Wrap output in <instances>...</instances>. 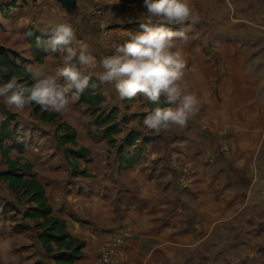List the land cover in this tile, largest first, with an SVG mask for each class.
Segmentation results:
<instances>
[{
  "label": "crops",
  "instance_id": "crops-1",
  "mask_svg": "<svg viewBox=\"0 0 264 264\" xmlns=\"http://www.w3.org/2000/svg\"><path fill=\"white\" fill-rule=\"evenodd\" d=\"M25 1L0 0V47L21 54L18 63L26 62L29 70L32 57L26 42L32 39L28 31H34L46 41L51 24L43 10L37 13V8L32 7L36 12L34 17ZM212 1L191 0L194 15L185 26L187 40L176 41L186 61L179 84L185 94L198 99L197 108L185 126L153 133L143 125L145 115L152 110L145 97L138 94L132 100L122 101L112 84L98 82L104 104L115 106L120 118L129 117L117 123L120 129L141 131V134L149 131L147 140L138 139L136 144L125 147L122 157L118 156V144L111 156L104 152V165L98 172L101 185L77 182L48 185L41 177L21 171L26 177L41 181L54 214L67 221L71 236L85 242L83 256L75 264H94L99 245L113 236L124 240L119 264H180L192 255L197 256L201 249L216 246L225 235L228 239L255 235L264 241V88L260 87L261 76L254 74L243 52L238 50L244 48L240 42L220 41L217 24L214 39L202 37L204 32L199 29L202 25H197L200 15L196 11L200 5ZM112 2L120 11L114 26L124 42L129 33L142 31L141 24L148 23L147 10L143 1ZM77 8L91 13L87 0H82ZM159 23L153 20L151 26ZM169 27L177 30L179 26ZM195 32L199 38L193 35ZM28 46L30 51L31 44ZM50 57L43 61L49 63ZM161 99L169 107H176L163 96ZM11 109L15 108L0 98V134L4 123L12 117ZM23 111L36 118L31 104ZM67 123L77 130L80 145L90 151L89 159H96L97 145L108 147L107 128H102L103 136L96 143L90 135L83 136V124L70 119ZM95 126L94 121L87 119V132ZM10 141L7 139V145L13 146ZM223 144L229 145L228 154L221 150ZM180 158L196 170L186 189L178 184ZM1 160L5 164L0 153ZM86 178L83 180L87 181ZM0 182L11 193L9 185ZM229 223H233L230 229ZM0 224V264H28L27 240L34 241L32 232L18 229L22 224L14 226L10 220L3 219ZM39 244L41 256L34 264H53L54 258L48 257Z\"/></svg>",
  "mask_w": 264,
  "mask_h": 264
},
{
  "label": "rangeland",
  "instance_id": "rangeland-1",
  "mask_svg": "<svg viewBox=\"0 0 264 264\" xmlns=\"http://www.w3.org/2000/svg\"><path fill=\"white\" fill-rule=\"evenodd\" d=\"M30 2H32V4H30ZM80 2H82V0H78V4H80ZM60 4L58 0L25 1V6L28 7L31 12L33 11L34 17V13H36L34 9L37 8V13L43 10V15L51 26L60 22L61 19L70 22L76 31L77 40L85 42L95 56L102 57L106 50L98 40V26L93 20V15L81 9L79 10L78 8L70 12ZM32 7L35 8L33 9ZM196 12L200 15L197 19V25H202L201 28H199L204 32L201 33L202 37L214 39L216 35L215 25L217 24L219 26L217 36L220 41L229 40L235 43L240 42V45L244 46V48H238V50L243 52L254 74H259L261 76L260 87L264 88V0H213L208 5H200ZM193 35L199 38L198 32L193 33ZM33 42V40L29 41V39L28 42H26L27 51L28 53L30 52V58L32 57L29 68L32 71H35L37 68H42L43 72L46 74L57 75L58 69L63 66L61 54L45 53L42 46L38 47L37 43L34 44ZM28 44H31L30 51ZM34 49H36L38 53H43V59L51 56L49 59L47 58L49 63L34 61L36 55L31 54V51ZM207 49L210 51L211 47H207ZM216 51L217 49H215L213 53ZM3 82L2 80L1 83ZM60 82H63L62 79ZM98 82L99 81L93 77L90 81L89 88L96 89L99 85ZM92 84H95L96 87H92ZM101 91L102 87L97 93H101ZM113 109H115V106H107L104 102L100 106L85 104L82 101L80 93L78 97H69L68 106L64 112H62L64 116L61 115L58 122H64V120L68 122L70 119L76 124H83V136L86 137L85 135H90L97 141L96 143H98L100 137L102 138L103 136L102 131L104 129L99 127V121L105 119L104 115H109ZM9 113H11L12 116L11 119H9V131L13 137L9 143L16 147L11 156L14 159L22 158L24 164L32 165L33 170L29 172L31 173L30 176L41 177L48 185L76 182L78 184L98 183L101 185L102 180H98V172L104 165L102 154L107 152L106 154L111 156L110 154H114L117 144L119 151V149L126 144L130 134V131H124V129H120L119 133L115 131L114 133L112 132L116 139V141H114V148L109 146V144L108 147L106 145H102L101 147L97 145L98 154L96 159L94 158V161L92 157L90 159H80V166L75 169L68 159H66L65 149L59 146V137L65 131L63 128H61V133L57 131V122L42 121L33 117L34 115L32 114L29 115L25 111L21 112V110L17 109H11ZM128 118L129 117L120 118V114L118 113L115 122L121 124V121ZM87 119L94 121L96 125L88 132L86 127ZM209 123L214 126L213 121L209 120ZM208 129H212V127L208 125ZM148 132L141 134L140 131L139 138L143 141L147 140ZM228 143L230 144L231 142L228 141ZM134 144H136V142ZM71 147L72 144L67 145V148ZM111 149H114L113 152H111ZM79 150V148L76 149V151ZM118 156L120 157V154ZM96 163L97 166L94 167ZM7 168L6 164H2L1 160L0 171ZM87 168L90 173L94 172L96 174L92 173L93 175H91L88 173ZM82 171L87 172L88 175H81ZM85 177H88L86 178L88 179L87 181L83 180ZM6 188L7 186L0 182V223H3V219L6 222L10 220L14 226L21 223L22 225L18 226V229H27L32 232L34 241L30 238L27 240L29 245L27 247L26 257L27 260H29L28 264H34L35 259L38 261L40 260L39 256H41V254L37 247L39 242L36 235L38 231L35 229L36 223L28 217V212L31 210L30 207L33 205L29 204L28 199H23L12 193V191L9 193ZM232 225L233 223H229V229ZM0 228H2L1 224ZM245 230L246 229L243 231ZM246 231H249V228ZM232 232L235 231L232 230ZM221 234L223 236L225 232L223 231ZM226 236L227 235L219 240L216 246H208L205 249H201L197 256L192 255L189 257L188 261L181 262L180 264H264V241L262 238L257 239L254 235L247 239H228ZM236 236H238V234ZM96 253H98V251Z\"/></svg>",
  "mask_w": 264,
  "mask_h": 264
},
{
  "label": "clouds",
  "instance_id": "clouds-1",
  "mask_svg": "<svg viewBox=\"0 0 264 264\" xmlns=\"http://www.w3.org/2000/svg\"><path fill=\"white\" fill-rule=\"evenodd\" d=\"M143 5L148 23L141 24L142 31L129 33L122 44L114 45L111 55L99 60L86 43L77 40L73 25L61 19L50 27L43 45L37 40V46H42L45 53L61 54L63 66L57 75L46 74L41 68L29 69L34 81L31 86L11 78L0 83V98L17 110L36 104L45 111L60 113L68 106L69 97H78L95 76L100 84H112L122 101L139 94L157 104L143 119L144 127L153 133L185 126L198 99L185 94L179 84L186 61L176 41L187 40L185 26L194 15L191 0H143ZM153 20L159 25L151 26ZM169 26L179 27L173 30ZM161 96L176 107L159 106Z\"/></svg>",
  "mask_w": 264,
  "mask_h": 264
},
{
  "label": "trees",
  "instance_id": "trees-1",
  "mask_svg": "<svg viewBox=\"0 0 264 264\" xmlns=\"http://www.w3.org/2000/svg\"><path fill=\"white\" fill-rule=\"evenodd\" d=\"M128 1L140 2L143 0ZM28 35L34 41V44L37 43L39 39L41 45H43L45 41L43 36L36 34L32 30L28 31ZM33 53L36 55V61L43 62L42 52L38 53L37 50L34 49ZM19 57V54L9 53L6 49L0 47V77L4 82H7L11 78H16L20 83L31 86L34 82L32 74L28 70L26 62L18 63ZM100 90V85H98L96 89L86 88V90L81 93L82 101L85 104L100 106L104 101L102 93H97ZM148 104L151 109L158 106L151 101H148ZM31 105L34 108L36 118L46 122H57L58 132L61 131V128L64 129L65 132L59 137V146L65 149L66 159H68L73 168L77 169L80 166V159H89L90 151L78 142L77 130L65 121L58 122L61 118L60 113L45 111L36 104ZM159 106L169 107L168 103L164 102L162 99L159 101ZM118 113V109L115 108L109 115H104L105 119L99 121L100 128H107L105 136L112 146L115 145L114 141H116L113 134L114 131L116 133L120 132V128L117 122H115ZM8 123L9 120L7 123H4L0 134V153L8 167L6 170L0 171V181L7 183L14 194L23 199H28L29 204L33 205L30 207L31 210L28 212V217L36 223L35 229L38 231L37 240L42 245L46 255L50 258H54L53 264H75L76 261L83 256L82 250L85 246V242L71 236L67 231V221L54 214L52 205L49 203L46 196V189L41 181L33 177H26L25 174L21 172L22 170L32 172V165L22 163V158H11L10 155L14 146L7 145L6 143L7 139H11L12 137ZM139 135L140 133L138 132H130L129 138L124 145L132 146L137 139H140ZM68 144H72V147L67 148ZM124 145L119 149L120 157L124 155L126 147ZM77 148L80 150L76 151ZM130 165L127 166V168H129ZM81 174L88 175L85 171H82ZM35 264L45 263L38 262Z\"/></svg>",
  "mask_w": 264,
  "mask_h": 264
},
{
  "label": "built area",
  "instance_id": "built-area-1",
  "mask_svg": "<svg viewBox=\"0 0 264 264\" xmlns=\"http://www.w3.org/2000/svg\"><path fill=\"white\" fill-rule=\"evenodd\" d=\"M91 14L97 20L98 40L105 48L106 53L103 56L111 55L114 51V45L122 44L123 38L115 29V21L120 16V11L112 0H87ZM101 24L105 27L101 28ZM208 127V126H206ZM222 151L229 153L230 147L223 144ZM178 164V184L182 189L190 187L194 179L196 170L192 165L179 159ZM124 240L121 237L113 236L99 245L94 264H119Z\"/></svg>",
  "mask_w": 264,
  "mask_h": 264
},
{
  "label": "water",
  "instance_id": "water-1",
  "mask_svg": "<svg viewBox=\"0 0 264 264\" xmlns=\"http://www.w3.org/2000/svg\"><path fill=\"white\" fill-rule=\"evenodd\" d=\"M62 6L68 10V11H75L78 7V1L77 0H58Z\"/></svg>",
  "mask_w": 264,
  "mask_h": 264
}]
</instances>
